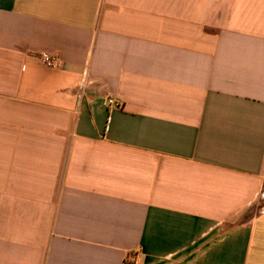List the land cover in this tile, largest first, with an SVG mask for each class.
I'll return each mask as SVG.
<instances>
[{
    "label": "crops",
    "instance_id": "0c3cea01",
    "mask_svg": "<svg viewBox=\"0 0 264 264\" xmlns=\"http://www.w3.org/2000/svg\"><path fill=\"white\" fill-rule=\"evenodd\" d=\"M263 200L264 0H0V264H264Z\"/></svg>",
    "mask_w": 264,
    "mask_h": 264
},
{
    "label": "built area",
    "instance_id": "2783aa9c",
    "mask_svg": "<svg viewBox=\"0 0 264 264\" xmlns=\"http://www.w3.org/2000/svg\"><path fill=\"white\" fill-rule=\"evenodd\" d=\"M32 56L38 61L40 65H42L45 68L58 70L62 67L63 60L58 55L53 54L48 51H41L32 54ZM107 103L109 106L120 108L121 104L114 100L113 98H109L107 100Z\"/></svg>",
    "mask_w": 264,
    "mask_h": 264
},
{
    "label": "rangeland",
    "instance_id": "374dc122",
    "mask_svg": "<svg viewBox=\"0 0 264 264\" xmlns=\"http://www.w3.org/2000/svg\"><path fill=\"white\" fill-rule=\"evenodd\" d=\"M263 204H264V200H263Z\"/></svg>",
    "mask_w": 264,
    "mask_h": 264
}]
</instances>
